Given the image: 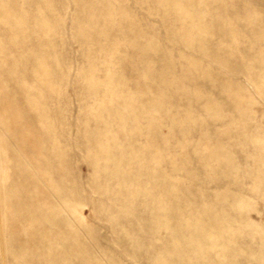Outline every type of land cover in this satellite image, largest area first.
<instances>
[{"label": "rangeland", "instance_id": "374dc122", "mask_svg": "<svg viewBox=\"0 0 264 264\" xmlns=\"http://www.w3.org/2000/svg\"><path fill=\"white\" fill-rule=\"evenodd\" d=\"M0 264H264V0H0Z\"/></svg>", "mask_w": 264, "mask_h": 264}]
</instances>
